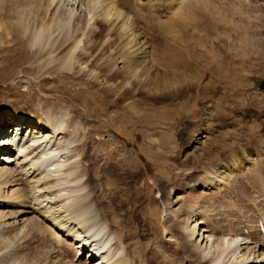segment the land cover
<instances>
[{
	"label": "bare ground",
	"instance_id": "bare-ground-1",
	"mask_svg": "<svg viewBox=\"0 0 264 264\" xmlns=\"http://www.w3.org/2000/svg\"><path fill=\"white\" fill-rule=\"evenodd\" d=\"M25 1L26 3L23 0L22 5L5 6V18L1 17L5 21L0 23V30L22 44L27 51H31L32 59L47 56L42 63L30 70L39 68L42 69L43 75H49L36 76V79L50 78L56 83L55 88L61 95L80 103V115L95 118L98 124L83 125L79 120H74L69 129L73 136H68L67 112L42 117L33 112L31 115L20 108L3 110L0 106V144L11 137L7 135V126L14 127L13 139L20 134L18 144L6 149L7 155H3L0 164L8 160L18 162L21 158L18 154L21 153L24 157L26 153L31 161L28 165L29 160L26 158L29 167L23 165L18 168H22L20 172L24 176L30 173L26 178L31 179V187L35 184L32 190L30 189L31 193L36 195L33 200L41 203V208L39 206L36 209L27 204L26 200V203L22 201L23 199L21 201L24 203L0 202V206H16L11 215H6L3 211L2 215L0 214V219L7 216L12 220L0 221V230L1 227H6V232L2 228L5 234L0 231V264H80V257H76L77 251L80 247L88 246L92 251L95 250L93 253L98 255V259L86 264H182L184 261L189 264H264V240L258 229L256 231L259 222L264 226V176L261 170H255L253 174L244 173V166L251 161L248 155L243 158L244 161L240 159L241 162H238L239 150L232 146L229 153V163L232 164L227 165L218 159L214 164L208 158L211 167H203V174L189 181L193 189L197 186L200 188L188 207L191 211L189 213L194 215L188 214L182 227L179 222L166 223L167 225L156 222L155 219L159 218L156 215L159 211L157 200L151 196V187L140 181V165L134 158V153L111 136H108V140L99 138L108 124L111 125L108 130L119 136L125 135L126 127L135 126L134 124L148 128L160 127L162 123L169 124L171 120L167 118L170 111L173 114L186 106V113L191 112L194 99L207 98L210 92L215 93L220 89L221 84H231L230 87L236 85V90L245 85V82L242 83L245 77H238L232 82L221 79L204 81L203 75L210 76L208 73H211L213 62L224 72L220 71V76L228 79L230 71L234 73V66L243 59L227 60L230 71H224L225 66L221 62L223 57H210L212 49H207L205 44L208 43L206 39H209V46L215 47L217 54L225 56L245 55L249 50L257 54L261 40L257 41L247 27H251L247 21L252 15L247 14L248 20L244 19L248 30L239 29L241 21L232 25H239L237 31L241 35L237 34L236 28L232 29V32L237 34H232L236 35L233 36L236 39L214 43L207 34H200L201 32L198 35L192 34L187 40L183 28L178 27L182 22L172 16L161 21L163 0H67L66 4L65 0ZM254 1L249 3L253 4ZM177 3L182 5L183 0ZM179 4L175 5L180 7ZM171 14L175 15V12ZM21 57L28 58L26 55ZM179 68L190 73L187 76L181 75ZM3 76H0L1 82L4 81ZM191 90L195 91L189 92ZM174 98H179L174 110L165 112L162 109L161 113L157 114L156 110V113H153V109L150 112V107L147 108L148 99L157 102ZM223 99L218 98L219 101ZM80 115L75 112V117L80 118ZM6 117H9L8 120H5ZM116 123L126 126H117ZM24 131L27 133L23 134ZM92 133L98 144L94 143ZM201 133L199 129H195L186 134L184 140L187 143H200L202 149L206 148L209 156L214 157L216 154L210 152L208 146H204L202 137L206 135L201 136ZM151 143L149 142V145ZM163 143L158 147V151L163 147ZM85 147L89 154L84 153ZM143 149L144 147L141 152L162 174L161 181L175 183L167 192L158 188L161 197H169L171 190L179 185L178 180L168 178L173 163L169 157V161L165 160L166 158L163 160L155 145L152 147L154 153L144 152ZM223 149L224 144L216 148L217 156ZM14 153H17L15 157ZM192 154L187 163L198 162L200 155H203L195 152ZM58 155L64 156L66 163H58L55 160ZM81 156L85 158L84 165L80 161ZM60 160L62 161L59 158ZM241 167V179H248L249 184H243L245 187L241 190L238 188L236 192L227 189L230 193H226L231 173L233 170H241ZM10 173L6 166H0V186L10 181ZM54 175L57 178L54 179ZM21 177L20 175V179ZM258 189L262 191V195L257 194L255 197L253 194L258 193ZM41 190H44V194H35ZM212 190L214 191L211 192ZM22 191L25 192V188ZM180 191L174 192L179 200L183 197ZM24 192H19L18 197H25ZM56 192L65 194L56 196ZM207 192H210L209 208L199 205L197 207L195 199L207 197ZM60 196L65 197L50 203L55 204L54 208L50 204L46 207L43 203L42 206L40 201L41 198L54 201ZM260 196L263 198L260 199ZM2 197L6 199L8 195ZM248 197H252V202L256 201L257 197L260 199L256 204L257 213L254 212L258 215L256 227L251 222L252 218L247 215L251 210L245 209L246 206L243 205V201ZM140 200H145L147 207H139ZM64 203L67 206H64ZM55 206H64V213L58 212L57 208V214L54 213L52 210ZM209 211L212 214H209ZM33 213L36 215L32 216ZM27 214H32V217L28 218ZM25 215L27 217L24 218ZM239 215L241 217H237V221L235 218ZM18 217L24 219L22 218L21 226L15 228ZM140 221L147 229L144 228L142 234L130 236L139 227ZM201 224L202 227L198 226ZM156 227L174 240L173 243L169 242L166 255L152 251L154 244L158 246L162 243ZM119 228H124L123 233ZM134 238L144 239L147 245H150L149 249H145V246L142 249V253L147 254L146 257L141 253L136 254L129 244Z\"/></svg>",
	"mask_w": 264,
	"mask_h": 264
},
{
	"label": "rangeland",
	"instance_id": "rangeland-1",
	"mask_svg": "<svg viewBox=\"0 0 264 264\" xmlns=\"http://www.w3.org/2000/svg\"><path fill=\"white\" fill-rule=\"evenodd\" d=\"M178 1L179 0H163L164 3L161 1L164 4V6L161 8L160 20L165 21L166 18L167 17L169 18L170 16L174 17L177 20H180L182 24H179L178 27L183 28V30L185 31L187 40L190 37H192V34L195 33L198 35V33L201 32L200 34H207L214 43H217L219 41L220 42H230V39L234 38L233 36H236L237 34L241 35V33L237 30L239 29L248 30L247 27L250 28L248 31L254 34V37L257 39V41L261 40V43L258 42L259 52L257 54H255V52L253 51L250 52L249 50V51H246L245 55L235 54V55L225 56L222 54H217L215 47L209 46L210 41L209 39H206L208 40V43L205 44L206 48L212 49V53L210 54V57L211 56H215L216 58L219 56L223 57L221 62L225 66L224 71L226 70L230 71V68L228 64L226 63L227 60L229 59L239 60L240 58H243V59L241 60L240 63L234 66V73L230 71V77L228 79H226L224 76H220L221 70H219L215 62H213L211 64V73H208L210 76L205 77V75H203L204 81H206L207 79H213V80L221 79L223 81L230 80V82H232L235 79H238V77H245V80L242 81V83L245 82V85H242V87L240 86L238 90H236L237 88L236 85H234L233 87H230L232 86L231 84H229L230 86L228 84H221V88L218 89L215 93L210 92L209 94L211 95L208 94L207 98L199 97L198 100L194 99L193 109L191 110V112L189 111L188 113H186L187 111L186 106H183L182 108H180L177 112L173 114L171 113L170 110L175 109V105L178 102L179 98L165 99V100L157 101V102H153L148 99L146 101L147 106L149 105L147 108L150 107L148 110L152 111L153 109L152 112L153 113L157 112V114H160L161 113L160 110L162 109L165 112L170 111L169 113L170 116L168 115L169 118H167V120H171V123L169 124L162 123L160 124V127L157 126V128L156 127L148 128V127L140 126L138 124H134L136 127L135 126L126 127L127 133L121 136L116 135V133H114L110 129L108 130V127H111V125L108 124L105 127L106 128L105 132H103L101 136H99V138H103L104 140L110 139L108 136H111L112 138L117 140L120 145H123V147H125L127 150L132 151L134 153L133 156L139 162V165H140V175L142 178L140 179V181L146 182L147 185L151 187L152 189L151 196L157 200L159 211L157 212L156 215L159 218L155 219L156 222H160L165 225L172 223V222H179L180 225H182L183 227L184 223L186 222L187 215L191 214L189 213L191 211L188 210L189 209L188 207L190 204H192V201L197 194L196 193L197 189L200 188V186H197L195 187V189H193L192 183H190L189 181L194 177H198L202 175L203 174L202 172L204 170L203 167L209 168V166L212 165V164L209 165V162H208L209 159H210L209 161L211 163L214 162V164L215 162H218V160L219 161L223 160V162H225V164L227 165L232 164V163H229L230 158H231L229 157V153H230V147L233 146L239 150L238 162L244 161L243 158H246L247 155L248 157L251 158L250 163L244 166L245 174H249L251 172L253 174L255 170L256 172L261 170L262 171L261 173H263V176H264V90L260 89L258 86L259 81L261 80L264 81V0H256L257 2H255L254 0H237V1L236 0H185V1L183 0L182 5L177 3ZM251 1L252 2L254 1L253 3L254 5L251 4L252 3ZM67 2L68 1L65 0L64 3L66 4ZM24 3H26L25 0H24ZM24 3H23V0H0V14L1 15L5 14L6 12L5 6H10V4H12L11 6L17 5V4L22 5ZM175 4H179L180 7L176 6ZM3 6H4V9H3ZM242 11L244 12V15L246 14L245 16L243 15ZM173 12H175V15L171 14ZM247 12H250V14ZM247 14L248 16L252 15L251 16L252 18L249 17V20H248ZM3 15L0 16L1 24H3V22L5 21L3 20L5 18V15L4 17ZM245 18H247L246 19L248 20L247 23L251 24V27L246 24V20L244 21ZM250 18L252 22H250ZM9 21H11V19ZM240 21H241L240 23L241 28L237 29L239 25H237V27L232 26L234 24H237V22H240ZM244 22L245 24H243ZM1 24L0 26H2ZM254 24L256 25L258 24V25L254 26ZM183 25L185 26V28ZM242 27H246V28H242ZM233 28H236L235 31L237 32V34L236 32H232ZM234 33L236 35H232ZM187 35H190V36H187ZM11 38H12L11 36L5 35L4 32L0 30V73H2L3 71V74H1L0 76L4 75L2 77L4 81L2 82L0 81V106L1 108H3V110L20 108L26 111L27 113H30L31 115L35 113L42 117L49 115V114L54 115V114H58L62 112H67L68 118H67L66 125H68V128H67L68 136H73L72 134H70L71 130L69 129H70V126L73 124L74 120H79V123L82 122L83 125L85 123L86 124H94V123L98 124L95 118H89L87 116H83L82 114L80 115V113L82 112L81 109L78 108V106H80V103L78 101L77 102L74 101L73 99L69 97H65L61 95L59 91L55 88L56 83L54 81H51L50 78L48 79L46 77L44 79L43 77V78L36 79L37 78L36 76L39 77L43 75L42 69L35 68L33 71H31L30 69L33 68V66L39 65V63H42L47 56L36 57L32 59L33 56L30 55L32 54L31 51H27L25 48H23L24 46L22 44L18 43V41H15L14 39H11ZM214 38L215 39L221 38V39L215 40ZM14 55L16 56V58ZM24 55H26V57H28L29 59L28 58L24 59L21 57ZM210 60L214 61L212 58H210ZM199 67H202V66H199ZM179 70L181 72L180 74L181 75L184 74V76H187L190 73L188 70H182L180 68ZM48 75L44 73L43 76H48ZM234 87H235V90H234ZM194 91L195 90H191L189 92H194ZM218 98L220 100L223 98L224 99L222 101H219ZM75 112H77L80 115V118L75 117ZM8 118L6 117L5 120H8ZM119 124L116 123L117 126H119ZM121 125L123 127L126 126V125L124 126L123 124ZM200 128H203V129H200ZM8 129L10 133L11 130L14 129V127L12 128V127L7 126V130ZM195 129H199L202 132L201 136L206 135V137H202L203 144L204 146L206 147L208 146L210 148L209 149L210 152H213L216 154L214 157L209 156V153H208L209 151L206 148L202 149V147L200 146V143L197 144V143H194L193 141H192L193 143L185 142L184 139L187 137L186 134L192 133ZM26 133L27 132L25 131L23 132V134H26ZM91 135H92L91 137L94 140V143L98 144V141L93 137L94 134L92 133ZM1 136L2 135H0V137ZM149 142H152V143L149 145ZM155 142H157L158 144ZM162 143H163V147L160 148L159 151L161 152H159L157 149ZM218 144L219 145L224 144L225 149H223V152L222 150H220V154H218L217 156V153H216L217 151L215 150L216 148H218L219 146ZM227 144L229 146L226 147ZM153 145H155V149L157 153L159 154V156L161 155L162 159L166 158L165 160L167 161L171 160L170 162L173 163V167L168 173L169 174L168 178L171 179L173 177L175 180H178L179 185L176 186L175 189L171 190L169 197L168 196L161 197V193L160 191H158V188L160 187L161 190L163 189V190H166L167 192V191H170L169 189L172 188V186L175 185V183L172 181L169 182V184L162 182L161 181V179H163L162 174L158 172V169L151 163V161L147 159L145 154L141 152V148L144 147L143 149L144 152L149 151L151 153H154L152 151ZM94 146H97V145H94ZM205 151L206 152L208 151V152L205 153ZM194 152L196 154L200 153L203 155H200L198 162L189 161V163H187L188 158L192 157L191 155H193L192 153ZM84 153H87V154L90 153L88 152V149H86V147H85ZM3 155H7V153L0 152V161L3 158ZM16 155L17 153H14L13 157H15ZM18 155H19L18 156L19 158L23 157L21 153ZM163 155L165 156L163 157ZM244 155L245 157H243ZM60 156L62 157V155H58L55 160L58 163L63 162V161L64 163H66L65 158H63L64 156L62 158ZM28 157L29 156H26V153H25V156L23 157V159L20 158L18 162L14 160H8L6 163L0 164L1 167L6 166L8 170L11 172L10 181L8 182L9 184L7 183L6 185L0 186V202L16 203V202H22L26 200L27 204L28 203L31 204L36 209H38L37 207L41 205V203H39L38 201L33 200L34 196L36 195L31 193V190H32L31 188L33 187V185L35 186V184H33V181H32L31 184L33 185L31 187L30 185L31 179L26 178L29 176L30 173L28 174V176H24L22 175L23 173L20 172L22 168L19 170V168L22 167L23 165L24 166L26 165L25 167H29L28 165H29V162L31 163V161L29 160L30 157L29 159ZM168 157H169V160H168ZM26 158L29 161H27ZM59 158L62 159V161L61 160L59 161ZM24 159L25 161H23ZM26 161L28 162L27 163L28 165L26 164ZM80 161L83 165L85 164L84 157L81 156ZM182 162L183 163L185 162V163L183 164ZM236 162L237 161H235V163ZM242 168L243 167H241V170H233V172L231 173V176L229 177L230 184L228 183L226 185V190L229 189L230 192L231 191L236 192V190H239V189L241 190V188H244L245 187L244 185L249 184L248 179H245L247 183L245 182L244 179H241L243 176V172L241 173ZM20 175L22 176L21 179H20ZM54 177L57 178L56 175H54L53 178ZM85 179H86V176L83 178V181ZM239 185L241 187H239ZM23 187L25 188V192L22 191L24 189ZM26 189L28 192H26ZM229 190H227L226 193H230ZM42 191L43 193H41ZM176 191L181 192L180 195L183 196L182 199L179 200V197L176 198V193H174ZM213 191L214 190H212L211 192ZM19 192L26 193L24 194L26 198L23 196H19L20 197L19 198L18 197ZM261 192L262 191L260 190L258 191V193H255L256 195L255 194L253 195L255 197L258 196L257 194L262 195ZM39 193L41 195L44 194V190H41L40 192L36 191L35 194L38 195ZM61 193L59 192L57 194L56 192V196ZM251 193H253V191H251ZM14 194L16 195L14 196ZM209 194L210 192H207V197L205 196V198L203 197L197 198L198 201H196L197 199H195V202H197V207L199 205V206H205L209 208V205L211 202L210 199H208L210 197ZM4 195H8V198L3 199L2 196ZM64 197L65 196H60L59 198L55 197L56 199L54 198L55 199L54 201L51 200L50 198H48L50 200H47V199L44 200L43 198H41L40 201H42V206L46 205V207H48L49 206L48 204L53 203L59 200L60 198L62 199ZM164 197H166V199ZM261 197L263 198V196H260V199H262ZM260 199L257 197L255 199L256 201L252 202L253 200L252 197H248L246 198V200L243 201V205L246 206L245 209L248 208L251 210L248 212L247 215L252 218L251 222L255 224V227H256V219L258 218L257 217L258 215L255 214L257 213L256 204L257 202L260 201ZM250 200L252 203L250 202ZM12 205L0 206V214L3 211L4 213H6V215H11L12 211L16 210V206H14V204ZM50 205H52L51 207H53V205L55 204H50ZM147 205L148 203L145 200H140L139 207L140 206L147 207ZM64 206H67V205L64 203ZM64 206L63 207L55 206V209H53L52 211L56 213L58 209V212L61 213V211L63 212L64 210ZM105 209L106 211H108L107 208ZM209 212H208L209 214H212L211 211ZM252 213H254V219H253ZM31 215L32 214H27L28 218L35 216L36 214L33 213V215L32 216ZM191 215H194V213ZM27 216L25 215L23 217L25 218ZM237 217L239 218L241 216L240 215L236 216L235 218L236 220L238 219ZM20 218L21 217H18L17 221L15 222L16 223L15 228H19L21 226L24 218L23 219L21 218V220H19ZM8 219L9 218L6 216V218L4 217L0 219V221L6 220V221L12 222V220L10 219L8 220ZM141 223L142 222L140 221L139 227L130 236L142 234L144 232V228L147 229V226L142 225L143 223L142 224ZM146 224L150 225L149 223H146ZM198 226L202 227L203 224L198 225ZM2 228L4 227H1L0 231L2 234H5L4 232H6V227L3 229L4 232H2ZM156 228H157L156 230L157 235L159 238H161L162 243L160 242L158 246L157 244L156 245L154 244L152 251L153 253L154 252L156 253L158 252V254L165 253L164 255H166L167 247L169 248V242L173 243L174 240L171 237L169 238L168 236H166V233L164 231L158 229V227ZM119 229H120V232L123 233L124 228H119ZM256 231H257V227H256ZM129 244L135 250L136 254L141 253L144 257L147 256L146 253H142V249L144 246H145V249L150 248V245H147V241H145L144 239H140V238H137V239L134 238L133 241L129 242ZM211 249L213 250L212 247ZM86 252H90V251L87 250ZM228 258L229 256L227 255V259ZM73 259H74V256H73ZM238 259H239V256H238ZM231 260L234 261V259L232 258ZM146 261H149V260L146 259ZM86 263H87L86 260L80 258V264H86ZM182 264H189V263L187 261H184L182 262Z\"/></svg>",
	"mask_w": 264,
	"mask_h": 264
},
{
	"label": "water",
	"instance_id": "water-1",
	"mask_svg": "<svg viewBox=\"0 0 264 264\" xmlns=\"http://www.w3.org/2000/svg\"><path fill=\"white\" fill-rule=\"evenodd\" d=\"M258 86L260 89L264 90V81L263 80L259 81Z\"/></svg>",
	"mask_w": 264,
	"mask_h": 264
}]
</instances>
